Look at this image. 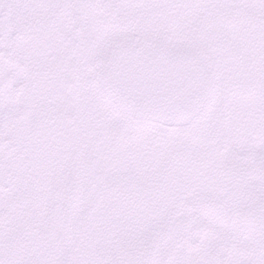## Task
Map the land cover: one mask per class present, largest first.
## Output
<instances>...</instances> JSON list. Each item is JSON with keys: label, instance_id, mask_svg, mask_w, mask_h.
Instances as JSON below:
<instances>
[{"label": "flooded vegetation", "instance_id": "obj_1", "mask_svg": "<svg viewBox=\"0 0 264 264\" xmlns=\"http://www.w3.org/2000/svg\"><path fill=\"white\" fill-rule=\"evenodd\" d=\"M227 1L221 0L229 10L226 19L246 23L229 38L225 12H209L224 9L220 0H193L188 8H175L171 0H116L119 29L110 31L104 25L105 0H88L86 21L73 25L64 52L74 71L90 78L92 67L96 79V66L110 62L117 50L144 52L160 67L167 59L181 67L186 101L174 88L146 96L140 108L148 111L154 102L173 116L192 115L190 123L176 126L138 120L131 115L132 99L123 113L113 103L122 99L121 90L100 87L118 114L102 103L90 105L92 125L77 157L82 187L74 205L110 212L90 241L95 246L89 250L98 254L90 264H219L227 260L224 250L232 238L220 236V230L241 228L253 205L264 206V0ZM199 3L204 11L200 7L195 17ZM220 26L225 30L218 34ZM85 33L89 38L80 36ZM181 34L187 39L176 44ZM205 35L210 43L223 40L220 50L194 46ZM148 37L161 45L159 55ZM95 111L102 121L119 119L97 125ZM140 133L147 147L136 141ZM76 191L69 183L68 195ZM254 222L264 227V215ZM255 227L249 228L252 241H258Z\"/></svg>", "mask_w": 264, "mask_h": 264}, {"label": "rangeland", "instance_id": "obj_2", "mask_svg": "<svg viewBox=\"0 0 264 264\" xmlns=\"http://www.w3.org/2000/svg\"><path fill=\"white\" fill-rule=\"evenodd\" d=\"M192 1L171 0L172 3L176 2L173 3L175 8L178 5L188 8ZM80 2L81 0H0V43H2L0 44V125L5 115L8 114L10 125L6 127V137L12 139L6 149H0V168L7 180L6 186H9L0 202V211L9 201L8 194H11L12 199L6 209L0 212L2 215L0 264H36L40 257L37 248L40 237L37 235L36 224L39 222L41 225L44 224L46 232L52 230L53 239L47 242L49 247L55 243V236L58 237V249L55 252L53 249L50 251L51 264H72L73 262L74 264H90L93 258L90 254L84 257L82 254L76 256L77 251L73 249L76 244L71 243L66 248L67 238L62 236L67 234V230H72V227L76 226L89 225L92 231L94 220L100 222L95 217L98 213L73 212L68 206L64 212L61 203L55 202L53 198V179L60 177L59 172L67 176L69 170H72L73 176L78 178L77 169L81 167L78 161L67 165L72 135L69 137L68 145L65 143V147L61 146L59 139V129L81 130V128L71 113L72 111L68 110L74 91L71 92L69 89L71 83L65 76L67 65L61 59V44L65 45L69 36L66 32L60 31L58 26L66 30L69 27L70 18L67 13H62L61 19L57 22L59 16L57 10L60 11L62 6L67 7L80 4ZM202 5L199 3L196 8ZM220 6L224 7L222 2ZM211 10L225 12L221 18L224 19L227 38L233 29H243L246 26L243 18L235 21L226 19L229 10L225 7L224 9L211 7L209 12ZM240 13V16H243L242 10ZM114 22L111 20L109 25L113 23L114 29L119 28ZM18 28L22 29L19 45L23 57L21 63L23 68L21 69L22 75H19L17 82L22 81L24 89L20 93L22 94L20 101L15 102L11 97V91L7 88L13 76L5 66L9 55L7 53L8 44L4 46L3 42L8 36L14 35L15 29ZM234 37L237 38L240 35L237 33ZM242 48L243 43L239 49ZM45 55H48L47 59ZM13 83L16 84V82ZM89 86L90 91H94L92 82H89ZM57 127L58 130H55ZM144 134L140 133L135 139L147 147L148 138L142 137ZM40 141L41 166L38 164V157H35ZM41 167L43 173L42 178L39 179ZM9 173L16 179L7 177L6 174ZM37 179H39L38 183ZM107 185L111 186V184ZM28 187L29 189L34 188V192L30 194ZM98 215L104 217L107 213L99 212ZM65 221L67 224L62 225ZM21 222H26V227H18ZM64 225L69 228L64 230L66 228L63 227ZM77 234L82 233L77 231ZM219 235L232 237L227 250H224L227 253V260H220L219 264H241L242 258H245V264H264V245L249 242L250 232H244L235 227L229 232L220 230ZM254 235L260 240L258 229ZM66 256L73 258L67 260Z\"/></svg>", "mask_w": 264, "mask_h": 264}, {"label": "water", "instance_id": "obj_3", "mask_svg": "<svg viewBox=\"0 0 264 264\" xmlns=\"http://www.w3.org/2000/svg\"><path fill=\"white\" fill-rule=\"evenodd\" d=\"M113 80H117V82L123 81L122 84L124 85L125 88H127L128 92H133V93H140V94H145L148 92H152L155 89H158L159 81L156 79L155 81L149 82L146 80L144 74L141 75H125L122 74L121 76L119 75V64L115 67V70L112 71V74H110ZM127 77V79H122ZM161 122H167L164 121V119L161 120Z\"/></svg>", "mask_w": 264, "mask_h": 264}, {"label": "snow or ice", "instance_id": "obj_4", "mask_svg": "<svg viewBox=\"0 0 264 264\" xmlns=\"http://www.w3.org/2000/svg\"><path fill=\"white\" fill-rule=\"evenodd\" d=\"M187 39L186 35H178L176 37V44H182L185 40ZM146 43L150 46V47H154L157 50V55H159L160 50H161V45L158 44L156 42L155 39H153L152 37H148L146 39ZM171 43V41H170ZM194 46L196 47H202V48H212L213 50H220V48L223 46L224 41L223 40H217L214 43H210L207 39V36H201V37H197L194 41H193ZM173 47H175L176 45L173 44Z\"/></svg>", "mask_w": 264, "mask_h": 264}]
</instances>
